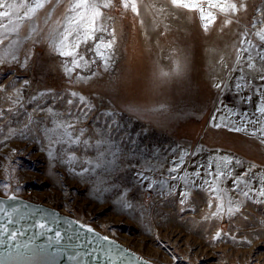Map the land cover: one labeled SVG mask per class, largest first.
I'll return each instance as SVG.
<instances>
[{
    "label": "rangeland",
    "instance_id": "1",
    "mask_svg": "<svg viewBox=\"0 0 264 264\" xmlns=\"http://www.w3.org/2000/svg\"><path fill=\"white\" fill-rule=\"evenodd\" d=\"M135 2L101 9L80 68L58 50L67 0L0 19V195L158 264H264V0L205 6L207 30L170 0Z\"/></svg>",
    "mask_w": 264,
    "mask_h": 264
},
{
    "label": "water",
    "instance_id": "2",
    "mask_svg": "<svg viewBox=\"0 0 264 264\" xmlns=\"http://www.w3.org/2000/svg\"><path fill=\"white\" fill-rule=\"evenodd\" d=\"M0 264H158L46 202L0 195Z\"/></svg>",
    "mask_w": 264,
    "mask_h": 264
},
{
    "label": "snow or ice",
    "instance_id": "3",
    "mask_svg": "<svg viewBox=\"0 0 264 264\" xmlns=\"http://www.w3.org/2000/svg\"><path fill=\"white\" fill-rule=\"evenodd\" d=\"M53 2L60 3L62 0H22V3L19 5L16 3H9L8 0H0V9H7L5 11H0V19L10 17L13 12H18L20 8L25 9L23 13L24 17L32 19L37 10L43 9L46 4H51ZM121 3L125 9L131 7L132 11L139 14L135 0H121ZM170 3L178 8L198 11L201 14V19L205 21V30H207L216 19L212 12H207L205 14V6L218 9L224 14L236 13L239 11L240 7H243V0H170ZM67 4V12L63 17V19L67 21V27L65 31L59 33L58 50L60 55L72 57L74 67L80 68L83 56L81 55L79 59H76L79 55L77 49L81 43H87L89 40H96L95 33L97 31H106L102 25H98V21L103 16L101 9L111 7L113 5V0H67ZM68 13H74V15L69 16ZM225 23H231V21L225 20ZM57 24H59L60 27H64L63 24H60V21H57ZM5 28H7V25H5ZM12 30L15 31L16 28L14 27ZM73 34H75L76 37L75 42L69 43V38ZM257 35L260 37L261 42H264V31L257 32ZM2 43L3 40H0V44ZM52 43L55 47L56 38H53ZM112 47V41L105 42L101 37L100 42L94 44L91 50L95 51L100 59L105 62V66H107L111 56L106 55V53L111 50ZM85 64H87V61H85ZM65 70L69 74L73 71L70 67ZM73 95H75V93H73ZM261 111L264 112V108H262ZM226 163H230V161H226ZM245 195H247V193H245ZM261 195H264V192H261Z\"/></svg>",
    "mask_w": 264,
    "mask_h": 264
}]
</instances>
